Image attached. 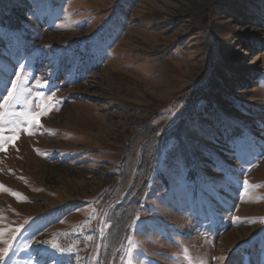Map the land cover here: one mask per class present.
Returning <instances> with one entry per match:
<instances>
[{
    "label": "rangeland",
    "instance_id": "1",
    "mask_svg": "<svg viewBox=\"0 0 264 264\" xmlns=\"http://www.w3.org/2000/svg\"><path fill=\"white\" fill-rule=\"evenodd\" d=\"M17 82L0 264H264V0H0Z\"/></svg>",
    "mask_w": 264,
    "mask_h": 264
},
{
    "label": "snow or ice",
    "instance_id": "2",
    "mask_svg": "<svg viewBox=\"0 0 264 264\" xmlns=\"http://www.w3.org/2000/svg\"><path fill=\"white\" fill-rule=\"evenodd\" d=\"M21 92V87L19 85V83H14L12 85V91L8 93V97L7 99L4 101V105L0 106V107H4V108H8L11 106V104L13 102L16 103H28L27 101H23L22 100V95L18 94ZM36 108L39 109V111H35L31 108H29L27 111L21 112L18 115L20 117L23 118L22 122H26L27 125L29 126V134L31 133V127L33 125H40V118L44 115H47L49 111H51L52 105L48 104V103H41L39 105L36 106ZM5 115H7L8 113L5 112ZM13 115H17L15 113H13ZM4 123L3 120V116H0V125H2ZM19 128V124H17V126L15 128L12 129V131L15 133L17 132ZM16 139H18V135H13V136H9V137H5L2 134H0V150H6L3 145L6 141H15ZM14 195H19L16 193H13Z\"/></svg>",
    "mask_w": 264,
    "mask_h": 264
},
{
    "label": "bare ground",
    "instance_id": "3",
    "mask_svg": "<svg viewBox=\"0 0 264 264\" xmlns=\"http://www.w3.org/2000/svg\"><path fill=\"white\" fill-rule=\"evenodd\" d=\"M154 2H155V1H154ZM254 49H255L254 45H250V46L246 49V51L244 52V56L250 55ZM227 54H228L229 56L232 55V53L230 52L229 49H227Z\"/></svg>",
    "mask_w": 264,
    "mask_h": 264
}]
</instances>
